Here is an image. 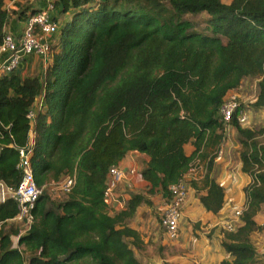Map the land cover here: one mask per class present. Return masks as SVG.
Listing matches in <instances>:
<instances>
[{
	"label": "trees",
	"instance_id": "obj_1",
	"mask_svg": "<svg viewBox=\"0 0 264 264\" xmlns=\"http://www.w3.org/2000/svg\"><path fill=\"white\" fill-rule=\"evenodd\" d=\"M0 0V44L12 18L25 21L40 9L9 10ZM65 22L51 48L43 79L16 73L0 78V188L21 183L20 149L32 129L28 115L39 97L31 164L43 194L34 222L22 236L9 228L18 216L14 199L0 203V264H142L140 232L131 228L141 207L159 210L152 198H171V187L188 170L237 134L248 208L234 232L223 231L222 247L233 260L220 264H264L252 235L264 206V127H245L241 109L264 110V0H56ZM206 14V26L188 16ZM258 80L255 103L239 100L230 125L220 110L227 96ZM36 113V112H35ZM194 146L187 154L186 147ZM131 152L150 158L141 171L147 193L132 194L110 214L108 176ZM213 165L196 198L206 212L223 210L227 192ZM75 176L67 198L54 203L46 186ZM264 232V225L259 227ZM19 236V237H18ZM13 237H18L14 246Z\"/></svg>",
	"mask_w": 264,
	"mask_h": 264
},
{
	"label": "crops",
	"instance_id": "obj_2",
	"mask_svg": "<svg viewBox=\"0 0 264 264\" xmlns=\"http://www.w3.org/2000/svg\"><path fill=\"white\" fill-rule=\"evenodd\" d=\"M231 1L232 0L226 3H230ZM46 3L47 0H16L15 2L8 3L7 8L19 12L24 8L41 9L46 6ZM55 16H58V11ZM59 22L63 25L65 18H60ZM23 23L24 21L12 18L7 28V33L19 35ZM2 60L3 58H1V61ZM49 63L50 60L43 56L26 55L19 69L16 71V74L23 79L27 77H38L39 79H43ZM42 98V96L39 97L38 102L34 106L36 114L42 109ZM262 112L263 113L260 116L256 117L252 113L250 115V124L246 127L253 128L261 121H264V110H262ZM231 129L232 128L226 129L225 136L232 131ZM228 145L230 147L232 144L229 143ZM236 146L235 149L239 148V145ZM194 149L195 148L192 144L188 145L186 147L187 154L191 155L194 152ZM212 154H214V152ZM235 155L236 152L234 151L232 159L231 157H226L223 162L215 164L213 168L212 177L222 185L227 192L223 210L218 214L206 212L196 198L197 191L194 188H190L189 199L185 205L183 217L181 219L183 222H180V237L177 241H170L166 237L153 209L146 207L143 212L138 213L141 215L139 222H142L143 224L138 226L136 224L135 226H131V228L140 232L141 238L144 242V249L136 251V256L142 264H220L224 260H233V257L227 254L222 247L221 242L224 230L222 229L221 224L232 218L235 214V210L246 201L244 188L252 182V178L242 172V162L239 158V153L237 154V159ZM149 161L150 158L148 156L137 152H131L128 157L121 162L119 166L120 169L127 172L135 170L138 174L133 177L127 176V178L118 185L113 193L112 203L109 206L111 215L114 214V211L122 210L131 197L126 193L132 188V185L130 184L132 179H137L147 188L148 184L141 179L140 173ZM234 166L239 173L238 183H232L230 180L231 170ZM156 208L159 210L160 214L161 207ZM255 220L257 228L252 235V240L257 248L258 260L264 262V232H260L259 230V227L264 225V206ZM11 224L15 226V230H19V236L26 233L20 222L14 219L9 221V225ZM14 238L16 237H13V240ZM147 249H149V251H156L151 256L145 254ZM141 252L143 253L140 254Z\"/></svg>",
	"mask_w": 264,
	"mask_h": 264
},
{
	"label": "built area",
	"instance_id": "obj_3",
	"mask_svg": "<svg viewBox=\"0 0 264 264\" xmlns=\"http://www.w3.org/2000/svg\"><path fill=\"white\" fill-rule=\"evenodd\" d=\"M56 0H47L46 6L37 13L29 16L23 23L19 35L7 33L0 44V78L9 76L19 69L26 55L43 56L50 60L51 48L55 44L60 33L59 22L55 21V14L58 11ZM1 58L3 60L1 61ZM240 96L237 92L230 93L220 110V117L225 125H230L237 110L240 109ZM251 111L241 109L237 120L240 125L250 124ZM31 120L32 129L30 131V141L26 148L20 149V162L18 169L21 171L22 179L20 185L15 189H9L1 185L2 198L11 197L18 205L19 213L15 218L20 222L24 231L27 232L34 222L33 210L36 208L37 201L43 194L44 188H40L34 176L31 164L32 147L34 146L35 131L33 129L36 113L31 110L28 115ZM230 128V127H227ZM226 141V140H225ZM226 157L225 142H223L214 152L213 156L202 157L199 152L191 161L188 170L181 179L171 187V198H163L160 206L161 225L166 237L170 241H177L180 237V222L183 217V210L189 199L190 185L193 182H200L209 172L211 165L221 163ZM137 172L132 170L127 172L120 168H112L108 176V188L105 192V203L110 206L113 199V193L118 185L127 178V176H137ZM230 180L232 183H238L239 173L231 172ZM63 190L66 194L70 193L76 184L75 176H67L62 180ZM248 197L246 201L235 210L232 218L224 221L221 227L226 232H234L241 224L240 218L243 212L248 208ZM14 220V219H13ZM0 224V229H1ZM264 258V254H263Z\"/></svg>",
	"mask_w": 264,
	"mask_h": 264
},
{
	"label": "rangeland",
	"instance_id": "obj_4",
	"mask_svg": "<svg viewBox=\"0 0 264 264\" xmlns=\"http://www.w3.org/2000/svg\"><path fill=\"white\" fill-rule=\"evenodd\" d=\"M224 1L225 2H229L230 0H224ZM207 18H208V16L206 14H201V15H198V16H195V17L188 16V19L194 20L195 22L198 23L197 28L199 30H202V29L205 28V26H206L205 22H206ZM257 83H258V80H252V79L246 80L243 83V88L240 91L237 92L238 95L240 96V99L246 105L255 103V101L257 99V94H258V85H257ZM249 110L251 111V114L253 113V115L255 117L256 116H260L263 113L262 110H256V109H249ZM258 118H260V117H258ZM254 121H255V119H254ZM263 125H264V121H261L256 126L262 127ZM231 130L232 131L227 133L228 135H226L227 136V139L225 141L226 157H231V159H232L233 158L232 155L234 154V151H235L236 152L235 156H236V159H237V157H238L237 154L239 153L240 145L238 144V139H237L238 137H237L236 132L234 131V129H231ZM227 142H228V144L231 143L232 145L229 147ZM236 145H239V148L235 149V147H237ZM229 150H230V152H229ZM233 160H235V159H233ZM231 171L232 172L234 171V173L238 174L237 168H235V166L232 168ZM62 182L63 181H60V182L52 181L45 188L46 193L50 196L51 200L54 203L62 202V201H64L67 198V194L63 190ZM130 184L132 185V188H130L132 191L128 190L127 193H126L127 195L131 196L132 194H135V193H147L148 192L147 188L143 184H141L140 181H138L137 179L136 180L132 179L130 181ZM152 200L154 202L155 207H160L162 205L163 198H162V196L160 194L155 195L152 198ZM145 209H146L145 206L141 207L140 210H139V213L143 212ZM140 216L141 215L137 216L138 218L136 217V220L131 222V226H135L136 224H137V226L140 225V224H143L142 222L141 223L139 222ZM148 221H149V219H148ZM8 227L13 229V230H15V226L12 225V224L9 225ZM14 242H15V246H17L18 245L17 237L14 238ZM146 251L147 252H145V254H148V255L152 256L153 253L156 250L149 251V249H147ZM142 253L143 252H141L140 254H142Z\"/></svg>",
	"mask_w": 264,
	"mask_h": 264
},
{
	"label": "water",
	"instance_id": "obj_5",
	"mask_svg": "<svg viewBox=\"0 0 264 264\" xmlns=\"http://www.w3.org/2000/svg\"><path fill=\"white\" fill-rule=\"evenodd\" d=\"M4 200L2 199V192L0 190V203H2Z\"/></svg>",
	"mask_w": 264,
	"mask_h": 264
},
{
	"label": "clouds",
	"instance_id": "obj_6",
	"mask_svg": "<svg viewBox=\"0 0 264 264\" xmlns=\"http://www.w3.org/2000/svg\"><path fill=\"white\" fill-rule=\"evenodd\" d=\"M5 186V185H4ZM6 187V186H5ZM8 188V187H7ZM0 190H1V188H0ZM8 197V196H7ZM3 199V198H2ZM6 199V198H5Z\"/></svg>",
	"mask_w": 264,
	"mask_h": 264
}]
</instances>
